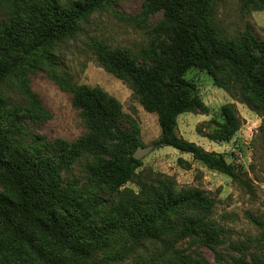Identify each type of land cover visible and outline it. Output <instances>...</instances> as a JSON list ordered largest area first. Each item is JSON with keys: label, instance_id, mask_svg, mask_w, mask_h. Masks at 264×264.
Segmentation results:
<instances>
[{"label": "trees", "instance_id": "1", "mask_svg": "<svg viewBox=\"0 0 264 264\" xmlns=\"http://www.w3.org/2000/svg\"><path fill=\"white\" fill-rule=\"evenodd\" d=\"M115 1L0 0V264H113L145 241L165 243L161 258L186 239L196 238L208 246L223 243L221 229L207 221L213 203L201 189L179 188L168 176L151 180L136 173L142 165L132 156L141 146L139 128L128 120L120 102L99 87L58 81L71 92L72 104L84 116L87 135L56 140L50 153L38 146L39 138L27 141L21 119L43 109L25 89L22 75L37 68L41 59L53 64L54 46L71 37L79 21ZM219 1L142 0L143 18L162 13L163 20L151 30L153 42L141 49V63L103 43L92 46L96 62L126 81L141 107L156 115L155 148L171 147L189 154L208 170L236 180L238 170L223 154L207 151L176 133L181 114L208 113L196 87L184 77L197 68L260 117L264 149V40L249 25L238 37L222 36L213 17ZM240 2L244 11L264 10V0ZM9 79L23 88L27 107H9L1 92ZM126 119L127 129L121 125ZM220 119L213 120V134L200 135L213 142L228 141L240 125L235 106L222 105ZM85 153L93 159L86 167V192L79 193L76 181L62 183L60 172ZM132 180L137 191L125 186ZM114 196L117 200L110 205L107 223L98 225L100 206ZM120 236L124 242L114 248ZM40 237L52 244V251L39 250ZM257 237L261 255L253 254L249 260L232 256L228 264H264V227ZM175 264L194 263L176 254Z\"/></svg>", "mask_w": 264, "mask_h": 264}, {"label": "rangeland", "instance_id": "2", "mask_svg": "<svg viewBox=\"0 0 264 264\" xmlns=\"http://www.w3.org/2000/svg\"><path fill=\"white\" fill-rule=\"evenodd\" d=\"M141 9L142 0H116L107 9L90 14L86 20L79 21L71 37L54 46L53 64L41 59L37 68L22 75L26 79L25 89L39 101L43 109V112L33 111L31 118L21 119L27 141L31 137L35 140L39 138L38 146L50 153L56 140L73 141L88 134L84 116L72 104L71 92L59 85V80H67L75 87H99L116 98L128 120L138 126L137 137L141 146L152 145L159 135L156 115L141 107L126 81L96 62L92 46L93 43H103L110 50L128 52L141 63V49L153 42L155 33L151 30L163 20L162 13L143 18ZM213 17L219 33L224 37H238L249 25L253 34L264 40V10L251 9L247 12L241 8L240 0H220L215 6ZM2 18L0 14V20ZM184 77L196 87L208 113L181 114L177 118L176 133L207 151L223 154L225 160L238 170L239 178L232 180L208 170L189 154L180 153L171 147L154 146L141 158L142 165L136 173L151 180L168 176L176 181L179 188L191 186L201 189L213 203L207 221L221 229L223 243L208 246L196 238L186 239L161 258L165 243L145 241L132 254L113 264H175L176 254L185 255L194 264H228L232 256L242 255L249 260L253 254H262L257 237L264 227V149L258 130L260 117L247 105L217 88L205 72L191 68ZM1 92L9 107L28 106L23 88L15 84L13 79L2 85ZM230 103L239 115L238 130L226 142H213L201 136L200 133H214L213 120L220 121L221 106ZM121 125L125 129L129 128L127 119ZM92 159L88 153L76 159L67 171L60 172L62 183L68 185L76 181V190L79 193L86 192V167ZM178 159H182V163ZM183 161L190 167L187 168ZM125 186L138 190L134 180ZM116 200L117 196H114L100 206L95 219L98 225L107 223L110 205ZM119 238L114 248L123 244V236ZM39 245H42L39 248L41 252L53 249L52 244L42 237L37 242V247ZM31 255L37 258L36 253Z\"/></svg>", "mask_w": 264, "mask_h": 264}, {"label": "water", "instance_id": "3", "mask_svg": "<svg viewBox=\"0 0 264 264\" xmlns=\"http://www.w3.org/2000/svg\"><path fill=\"white\" fill-rule=\"evenodd\" d=\"M152 148H153V145H149V146H146V147L137 146V148L135 149V151H134L132 156L136 160H141V158L145 154H147Z\"/></svg>", "mask_w": 264, "mask_h": 264}]
</instances>
